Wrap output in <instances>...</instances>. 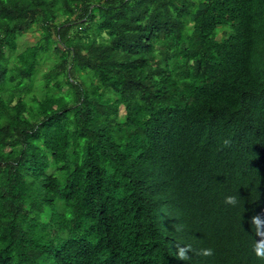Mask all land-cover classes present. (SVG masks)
Masks as SVG:
<instances>
[{"label":"trees","instance_id":"obj_1","mask_svg":"<svg viewBox=\"0 0 264 264\" xmlns=\"http://www.w3.org/2000/svg\"><path fill=\"white\" fill-rule=\"evenodd\" d=\"M119 258L264 264V0H0V264Z\"/></svg>","mask_w":264,"mask_h":264},{"label":"clouds","instance_id":"obj_2","mask_svg":"<svg viewBox=\"0 0 264 264\" xmlns=\"http://www.w3.org/2000/svg\"><path fill=\"white\" fill-rule=\"evenodd\" d=\"M225 203L233 204V203H235V198L232 197V196H228V197L225 198ZM254 222L258 223L259 222L258 218H254ZM187 247L188 246H185V247L179 248L177 250L176 256H177L178 259H180V260L187 259V255H186ZM202 255L204 257H210L212 255V249L208 248V249L202 250ZM257 255L259 256V255H261V253L259 251H257ZM121 262H122V259L119 258L118 260L113 261V262H111L109 264H121ZM85 264H88V263L86 262Z\"/></svg>","mask_w":264,"mask_h":264},{"label":"rangeland","instance_id":"obj_3","mask_svg":"<svg viewBox=\"0 0 264 264\" xmlns=\"http://www.w3.org/2000/svg\"><path fill=\"white\" fill-rule=\"evenodd\" d=\"M221 37V36H220ZM40 39V32L37 31V28L33 27L32 30L27 31L25 33V36L22 37V39L19 41V48L20 50H23L29 45H35ZM48 70L47 67H44L42 69V74H44ZM121 114H124V110L122 108Z\"/></svg>","mask_w":264,"mask_h":264}]
</instances>
